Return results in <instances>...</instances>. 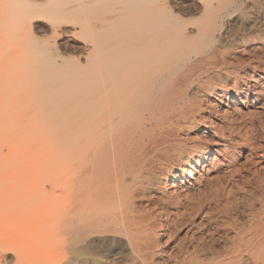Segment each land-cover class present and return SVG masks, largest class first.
<instances>
[{
  "label": "bare ground",
  "instance_id": "6f19581e",
  "mask_svg": "<svg viewBox=\"0 0 264 264\" xmlns=\"http://www.w3.org/2000/svg\"><path fill=\"white\" fill-rule=\"evenodd\" d=\"M0 98V264H264V0H0Z\"/></svg>",
  "mask_w": 264,
  "mask_h": 264
},
{
  "label": "rangeland",
  "instance_id": "374dc122",
  "mask_svg": "<svg viewBox=\"0 0 264 264\" xmlns=\"http://www.w3.org/2000/svg\"><path fill=\"white\" fill-rule=\"evenodd\" d=\"M2 100H0V103ZM34 105L35 104L33 102L27 101V100L26 101L24 100L23 102L16 104L15 106L9 105V104H7V102L5 104L4 101L1 103L0 115L3 114V116L0 117V130H2V131H0V149L3 150V153L7 152L6 148H7V146H10V144L11 145H24L26 148L29 147L30 149L35 150L36 147H38L39 144L42 142L43 136L45 134L44 132H48V131L53 130L52 125L54 124L55 117H53L54 115L52 116V114L49 111L50 110L52 111L54 109L34 110L32 107ZM33 114H35V115H33ZM258 117L259 118L253 119L252 122H254L255 125L260 124V122H261V124L264 125V115L263 116L259 115ZM25 122H27V123H25ZM36 123H37V127H36ZM32 125H34V126H32ZM38 126L40 127L39 129H38ZM29 127H30V129H29ZM254 129H256V128L254 127ZM30 130H31V132H30ZM37 131H39V132H37ZM29 134H30V136H29ZM6 137H7V139H6ZM27 137H29L31 141L29 140V138L27 139ZM15 141H17V142H15ZM29 142H30V144H29ZM5 149H6V151H5ZM1 157L3 158L4 155L0 156V161L2 160ZM181 238H182L181 235H176L174 237L173 242L171 243V246L172 245L173 246L171 249H169V251L172 250L171 251L172 254L175 253L177 255L178 254L180 255L182 252L186 251L185 248L179 244L180 243L179 241ZM175 246L178 249H176ZM26 251L29 254L32 252L31 254L34 255V257H42L43 256V254L41 256V252L37 251V253H38L37 254L29 246H28V249ZM180 251H181V253H180ZM39 253H40V255H39Z\"/></svg>",
  "mask_w": 264,
  "mask_h": 264
}]
</instances>
